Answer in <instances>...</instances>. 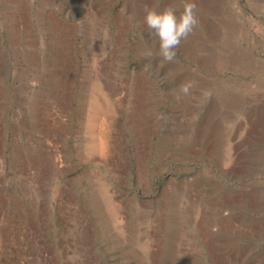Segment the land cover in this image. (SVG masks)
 <instances>
[{
  "label": "rangeland",
  "instance_id": "rangeland-1",
  "mask_svg": "<svg viewBox=\"0 0 264 264\" xmlns=\"http://www.w3.org/2000/svg\"><path fill=\"white\" fill-rule=\"evenodd\" d=\"M170 3L0 0V264H264V0H196L168 62Z\"/></svg>",
  "mask_w": 264,
  "mask_h": 264
},
{
  "label": "clouds",
  "instance_id": "clouds-1",
  "mask_svg": "<svg viewBox=\"0 0 264 264\" xmlns=\"http://www.w3.org/2000/svg\"><path fill=\"white\" fill-rule=\"evenodd\" d=\"M182 9L176 7L175 0L162 9L146 8L144 24L159 41V56L162 61L171 62L177 55L181 42L193 33L199 24L196 0H180ZM151 53H149L150 55ZM192 82L179 85L177 99L187 96L192 88Z\"/></svg>",
  "mask_w": 264,
  "mask_h": 264
},
{
  "label": "bare ground",
  "instance_id": "bare-ground-1",
  "mask_svg": "<svg viewBox=\"0 0 264 264\" xmlns=\"http://www.w3.org/2000/svg\"><path fill=\"white\" fill-rule=\"evenodd\" d=\"M101 85L102 84L99 83V80H98L96 82L94 92L96 94H98L99 96L94 95V100H93L92 105H91V112L87 116L88 118L86 121V127L90 128L89 130L92 132V134H93V132L96 134V138H94V139H96L97 142L93 143L92 148L97 149L101 154H106V152H109V149L112 145L113 139L110 138V135H112L111 132H114V129H113L114 125H112L110 120L103 121V124H100L99 126H97V122L99 120V117L102 114H105L109 109L117 110L119 107V103H118V100L115 97H113L114 95L112 96V94H110L111 91H110V93H108L106 90L102 89L103 85L102 86ZM97 130H98V132H97ZM231 157H233V156H231ZM226 257H225V259H227ZM214 258H216V256L213 257V259ZM222 259L223 258H220V261ZM227 263H228V261H227Z\"/></svg>",
  "mask_w": 264,
  "mask_h": 264
}]
</instances>
